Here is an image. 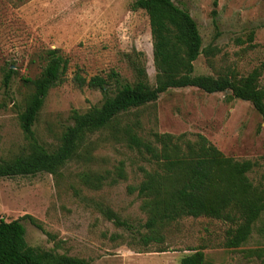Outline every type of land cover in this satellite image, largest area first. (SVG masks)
<instances>
[{
	"label": "rangeland",
	"instance_id": "374dc122",
	"mask_svg": "<svg viewBox=\"0 0 264 264\" xmlns=\"http://www.w3.org/2000/svg\"><path fill=\"white\" fill-rule=\"evenodd\" d=\"M135 1L0 0V163L27 148L18 120L33 92L25 80L39 76L48 50L68 60L63 82L48 91L32 128L50 152L72 124L73 110L83 113L103 100L100 90L79 87L76 74L86 81L94 76L108 80L114 72L121 84H133L132 60L137 59L154 85L149 21L143 10H132ZM175 3L196 22L206 51L193 63L194 76L239 79L263 65L258 84L264 85V0ZM115 90L108 80L107 95ZM229 96V91L173 88L156 102L123 114L120 124L139 121L138 135L145 140H152L153 133L185 134L190 141L201 135L225 157L252 162L247 176L264 188V119L249 102ZM111 126L87 135L77 156L56 175L0 178V220H20L31 247L92 264H180L194 249L202 250L203 264H264V212L238 248L224 246L228 223L204 217L180 219L163 230L161 243L143 247L146 215L134 188L142 180L139 168L153 167L116 140ZM120 164L123 179L116 177ZM94 175L103 176L97 188L84 183V177ZM108 215L126 227L115 226Z\"/></svg>",
	"mask_w": 264,
	"mask_h": 264
},
{
	"label": "trees",
	"instance_id": "16d2710c",
	"mask_svg": "<svg viewBox=\"0 0 264 264\" xmlns=\"http://www.w3.org/2000/svg\"><path fill=\"white\" fill-rule=\"evenodd\" d=\"M131 8L143 10L148 17L154 85L149 84L145 70L135 62L137 59L132 60L136 76L133 84H121L118 75L110 73L108 80L113 81L116 89L113 95H107L108 80L103 77L94 76L86 81L76 74L74 82L79 87L100 90L103 100L99 106L83 113L73 110L72 124L64 129L58 147L50 152L39 143L32 128L48 91L63 82L68 60L58 50H48L39 76L25 80L32 85L33 92L18 120L27 148L0 163V178L38 173L56 175L77 156L87 135L114 123L112 136L146 157L153 167L152 170L139 168L142 180L134 188L141 201L140 209L146 215L143 226L146 232L140 237L142 246L161 243L163 230L180 219L204 217L228 223L224 246L238 248L248 239L252 224L264 212V188L253 185L247 176L254 164L225 157L201 135L190 141L185 134L153 133L152 140H145L138 135L139 121L120 124V118L133 109L156 102L170 89L195 87L208 94L229 91L230 99L249 102L264 119V85L258 84L263 65L239 79L227 75L194 76L193 63L206 51L202 50L197 24L190 14L176 5L175 0H136ZM211 15L215 17V8ZM209 54L208 50L206 55ZM135 56L138 58L139 54ZM9 73L4 79L7 88L13 72ZM116 177L124 178L122 164L116 168ZM102 178V175L84 177V183L97 188ZM107 217L114 220L115 226L126 227L125 222L114 216ZM25 232L20 220H0V264H92L82 258L31 247ZM203 261L202 250L194 249L180 264H203Z\"/></svg>",
	"mask_w": 264,
	"mask_h": 264
}]
</instances>
